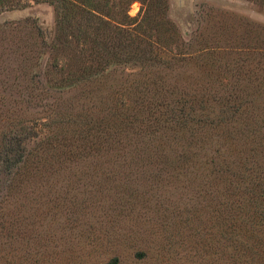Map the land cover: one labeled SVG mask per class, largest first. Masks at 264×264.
I'll use <instances>...</instances> for the list:
<instances>
[{"label":"trees","instance_id":"obj_1","mask_svg":"<svg viewBox=\"0 0 264 264\" xmlns=\"http://www.w3.org/2000/svg\"><path fill=\"white\" fill-rule=\"evenodd\" d=\"M31 2L52 6L56 26L52 37L21 26L27 41L1 52L36 112L3 137L8 187L41 168L203 170L204 264H264V25L210 8L204 33L185 40L169 0H0V14Z\"/></svg>","mask_w":264,"mask_h":264},{"label":"rangeland","instance_id":"obj_2","mask_svg":"<svg viewBox=\"0 0 264 264\" xmlns=\"http://www.w3.org/2000/svg\"><path fill=\"white\" fill-rule=\"evenodd\" d=\"M169 1L172 21L185 40L199 24L204 33V16L210 8L264 25V13L247 0ZM140 9L141 3H133L130 16L137 17ZM33 21L46 35H54L56 13L48 4L31 2L25 9L0 14V146L12 120L27 121L36 113L26 110L17 91L25 82L13 70L9 55L1 53L12 48L13 41L19 45L27 41L21 26L28 25L26 34L33 36ZM16 28L22 33L9 34ZM39 74L38 79L45 81V70ZM59 105L63 112L80 109L78 103L71 108ZM38 112L46 117L50 111ZM56 170L41 168L40 179L16 189L8 187V179L0 173V264L205 263L207 202L204 177H199L203 170L197 176L190 173L193 179L158 164Z\"/></svg>","mask_w":264,"mask_h":264}]
</instances>
